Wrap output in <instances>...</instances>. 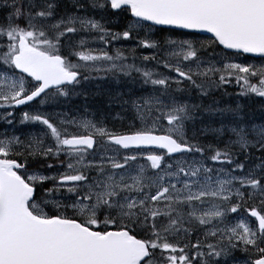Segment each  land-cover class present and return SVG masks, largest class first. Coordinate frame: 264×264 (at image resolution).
Listing matches in <instances>:
<instances>
[{"label": "snow or ice", "instance_id": "1", "mask_svg": "<svg viewBox=\"0 0 264 264\" xmlns=\"http://www.w3.org/2000/svg\"><path fill=\"white\" fill-rule=\"evenodd\" d=\"M0 264H264V0H0Z\"/></svg>", "mask_w": 264, "mask_h": 264}, {"label": "rangeland", "instance_id": "2", "mask_svg": "<svg viewBox=\"0 0 264 264\" xmlns=\"http://www.w3.org/2000/svg\"><path fill=\"white\" fill-rule=\"evenodd\" d=\"M103 100H104V97L103 96H100V97H96L92 102L94 104L100 105V104L103 103Z\"/></svg>", "mask_w": 264, "mask_h": 264}]
</instances>
